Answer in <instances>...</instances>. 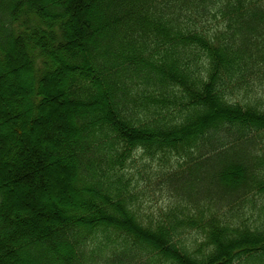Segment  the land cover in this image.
I'll return each instance as SVG.
<instances>
[{"label":"trees","instance_id":"16d2710c","mask_svg":"<svg viewBox=\"0 0 264 264\" xmlns=\"http://www.w3.org/2000/svg\"><path fill=\"white\" fill-rule=\"evenodd\" d=\"M0 264H264V0H0Z\"/></svg>","mask_w":264,"mask_h":264},{"label":"rangeland","instance_id":"374dc122","mask_svg":"<svg viewBox=\"0 0 264 264\" xmlns=\"http://www.w3.org/2000/svg\"><path fill=\"white\" fill-rule=\"evenodd\" d=\"M11 84L13 85V83H11ZM57 121H58V120H56L55 123H57ZM37 138H38V136H35V139H36V140H37ZM48 167H51L52 169H55V171H57V169H58V167H57L56 165L51 164V163L48 164ZM58 170H60V169H58ZM59 173H60V172H59ZM59 175H60V174H59ZM28 190L31 191L30 188H26V187H25V189L22 190V193H23L24 195H29V191H28ZM156 194L159 196V199L161 200L162 203H166V202H167V197H166V195H165L164 192L157 190V191H156ZM157 195L154 196V200H153V204H154V205L157 204ZM48 202L51 203L52 205H54L51 201H48Z\"/></svg>","mask_w":264,"mask_h":264}]
</instances>
